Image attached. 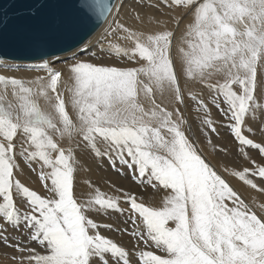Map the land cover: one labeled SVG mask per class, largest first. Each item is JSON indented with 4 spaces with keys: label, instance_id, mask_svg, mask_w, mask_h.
<instances>
[{
    "label": "snow or ice",
    "instance_id": "1",
    "mask_svg": "<svg viewBox=\"0 0 264 264\" xmlns=\"http://www.w3.org/2000/svg\"><path fill=\"white\" fill-rule=\"evenodd\" d=\"M20 14L32 23L10 39L35 62L0 53L31 73H0V257L264 264V202L250 199L264 194V0H40ZM85 157L132 186H82Z\"/></svg>",
    "mask_w": 264,
    "mask_h": 264
},
{
    "label": "bare ground",
    "instance_id": "2",
    "mask_svg": "<svg viewBox=\"0 0 264 264\" xmlns=\"http://www.w3.org/2000/svg\"><path fill=\"white\" fill-rule=\"evenodd\" d=\"M104 26L106 25H102L100 28H98L86 41H95L96 37L102 32ZM68 55H70V51L67 52L66 54L60 55V57H66ZM9 62H11V60ZM33 62H16V63L28 64V63H33ZM63 62L64 61L62 60V63ZM0 73L15 74L17 76H26L28 78H31V73L27 69H23V68L20 70H16V69L9 70L7 68L0 67ZM41 104L43 106V101H41ZM215 142L221 145L222 147L226 146L227 148L232 149V144H231L230 138L226 134V130H221L220 138L216 140ZM216 158L218 162H223L225 164H229L230 166H234L235 164L241 163L240 161H234L233 157L225 158L222 154H217ZM84 159H85V164L79 173V179L81 180L82 186L84 185V182L89 179L97 182L98 186H100L101 189L105 191H110V189H108L107 185H105L104 183V181L107 179H111L112 181L116 182L118 185H125L127 187L132 186L131 183H127V181H123V179L120 180L117 177H114V175H109L108 173L105 174L104 172L100 171L98 169L99 162L94 161L91 157H85ZM233 183H236V181H233ZM239 186L240 185L237 184V187ZM247 194L248 193L246 192V195ZM250 199L255 200L256 203L264 202L263 194H259L256 192L251 193Z\"/></svg>",
    "mask_w": 264,
    "mask_h": 264
},
{
    "label": "water",
    "instance_id": "3",
    "mask_svg": "<svg viewBox=\"0 0 264 264\" xmlns=\"http://www.w3.org/2000/svg\"><path fill=\"white\" fill-rule=\"evenodd\" d=\"M38 2H40V0H0V28L3 29V36L5 38L4 43L0 44V53L7 54L9 57L21 58L16 61H32L28 58L30 54L14 45L10 38L32 23L26 15H21L20 11ZM63 3L65 8L70 9L73 0H63ZM91 35L85 36V41ZM67 43H71V41H67ZM67 52L57 51L54 55Z\"/></svg>",
    "mask_w": 264,
    "mask_h": 264
},
{
    "label": "rangeland",
    "instance_id": "4",
    "mask_svg": "<svg viewBox=\"0 0 264 264\" xmlns=\"http://www.w3.org/2000/svg\"><path fill=\"white\" fill-rule=\"evenodd\" d=\"M66 54V53H64ZM63 55V54H60ZM57 55V56H60ZM16 62H33V61H16ZM98 169L102 172H104L105 174H109V175H114V177H117L118 179L123 181H127V183H130V177L128 175L127 172H124L123 174L121 173L120 167L119 165H117L116 170H113L106 162H102V161H98ZM264 196V194H263ZM112 220H116L117 216L114 214L111 217ZM0 264H10V261H8L6 258L0 257Z\"/></svg>",
    "mask_w": 264,
    "mask_h": 264
}]
</instances>
